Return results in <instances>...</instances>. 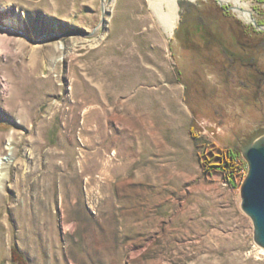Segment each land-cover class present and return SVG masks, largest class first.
<instances>
[{
    "label": "rangeland",
    "instance_id": "1",
    "mask_svg": "<svg viewBox=\"0 0 264 264\" xmlns=\"http://www.w3.org/2000/svg\"><path fill=\"white\" fill-rule=\"evenodd\" d=\"M178 2L169 36L147 0H0V264H264L236 147L264 76L223 52L249 21Z\"/></svg>",
    "mask_w": 264,
    "mask_h": 264
},
{
    "label": "water",
    "instance_id": "2",
    "mask_svg": "<svg viewBox=\"0 0 264 264\" xmlns=\"http://www.w3.org/2000/svg\"><path fill=\"white\" fill-rule=\"evenodd\" d=\"M227 4L229 0H216ZM229 5V4H227ZM228 8L236 13L244 22L254 24L262 30L252 17H241L239 7L235 4ZM243 160L247 163V172L240 186L241 208L252 220L253 239L264 249V121L261 126L249 130L243 135L236 146Z\"/></svg>",
    "mask_w": 264,
    "mask_h": 264
},
{
    "label": "flooded vegetation",
    "instance_id": "3",
    "mask_svg": "<svg viewBox=\"0 0 264 264\" xmlns=\"http://www.w3.org/2000/svg\"><path fill=\"white\" fill-rule=\"evenodd\" d=\"M238 1L239 0H237V2ZM238 3H237V6L239 7L240 15H242V17H244L246 19H248V17L249 18L252 17V15L249 12L245 11V9L241 8L243 6L240 4L238 5ZM231 11L232 10H227L224 7L221 8V14L223 15V17H226L227 20H228V18H229V20H231L235 16L234 13ZM257 23H258V25L262 26V30L252 23H248V24H244L243 22L242 23H236L235 27H237L238 28L237 30H239L241 33H243V35H245V37H246L245 39L247 42H244V44H243V42L241 40H234V41H236L235 45L237 43L236 46L239 48L238 49L239 53L237 55H234V53L230 50H227V48H224L223 52H224V56H226L228 58L233 57L235 60L234 62L239 63L242 68L247 69V71L251 75L254 76L255 74L260 72L261 75L264 76V71L258 70L254 66V63H252V61H250V58H251L250 55L252 54L253 50L254 51L256 50V46L254 44L251 45L249 43V41L251 40V38H255V37H260L264 40V21L257 20Z\"/></svg>",
    "mask_w": 264,
    "mask_h": 264
},
{
    "label": "bare ground",
    "instance_id": "4",
    "mask_svg": "<svg viewBox=\"0 0 264 264\" xmlns=\"http://www.w3.org/2000/svg\"><path fill=\"white\" fill-rule=\"evenodd\" d=\"M149 6L152 8L154 13L158 16L159 22L164 28L165 32L171 36L174 32L175 26L179 18V0H147ZM237 6L242 5L248 8L247 2H240L237 0H229ZM240 14V11H239ZM242 17V15H241Z\"/></svg>",
    "mask_w": 264,
    "mask_h": 264
},
{
    "label": "trees",
    "instance_id": "5",
    "mask_svg": "<svg viewBox=\"0 0 264 264\" xmlns=\"http://www.w3.org/2000/svg\"><path fill=\"white\" fill-rule=\"evenodd\" d=\"M235 157L236 156L231 151H229L228 154H226V157L224 159L227 167L223 169V171H221L223 172L224 177H226L225 174H229V173L231 174V176H234L236 174L235 172L238 171V169H236V165H234ZM210 166L213 167L215 165L211 164ZM227 177H229V175Z\"/></svg>",
    "mask_w": 264,
    "mask_h": 264
}]
</instances>
